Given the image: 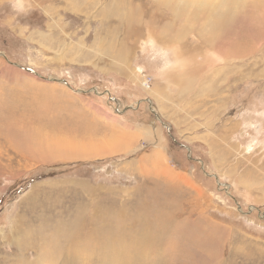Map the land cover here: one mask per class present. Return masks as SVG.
<instances>
[{
	"label": "rangeland",
	"instance_id": "obj_1",
	"mask_svg": "<svg viewBox=\"0 0 264 264\" xmlns=\"http://www.w3.org/2000/svg\"><path fill=\"white\" fill-rule=\"evenodd\" d=\"M16 2L0 264H264V0Z\"/></svg>",
	"mask_w": 264,
	"mask_h": 264
},
{
	"label": "clouds",
	"instance_id": "obj_2",
	"mask_svg": "<svg viewBox=\"0 0 264 264\" xmlns=\"http://www.w3.org/2000/svg\"><path fill=\"white\" fill-rule=\"evenodd\" d=\"M13 6L16 7L17 9L22 7V5L19 3V0H17V2Z\"/></svg>",
	"mask_w": 264,
	"mask_h": 264
},
{
	"label": "bare ground",
	"instance_id": "obj_3",
	"mask_svg": "<svg viewBox=\"0 0 264 264\" xmlns=\"http://www.w3.org/2000/svg\"><path fill=\"white\" fill-rule=\"evenodd\" d=\"M185 1V0H184ZM195 1V0H194ZM199 2V1H198ZM186 3H191V1H186ZM195 3V2H194ZM196 5V4H195ZM209 5V4H208ZM236 15V14H235ZM232 20V19H231ZM242 34V33H241ZM144 84H147V83H144ZM148 88H149V86H148ZM7 123V122H6ZM10 130V129H9ZM10 134H12V133H10ZM24 134V133H23ZM30 146V145H29ZM109 148V147H108ZM162 232V231H161Z\"/></svg>",
	"mask_w": 264,
	"mask_h": 264
},
{
	"label": "water",
	"instance_id": "obj_4",
	"mask_svg": "<svg viewBox=\"0 0 264 264\" xmlns=\"http://www.w3.org/2000/svg\"><path fill=\"white\" fill-rule=\"evenodd\" d=\"M49 79H51V78H49ZM54 79V78H53Z\"/></svg>",
	"mask_w": 264,
	"mask_h": 264
}]
</instances>
